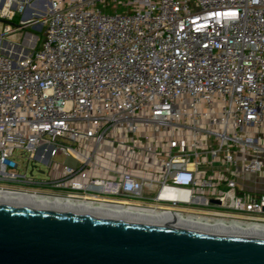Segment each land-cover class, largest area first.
Instances as JSON below:
<instances>
[{"label": "built area", "instance_id": "obj_1", "mask_svg": "<svg viewBox=\"0 0 264 264\" xmlns=\"http://www.w3.org/2000/svg\"><path fill=\"white\" fill-rule=\"evenodd\" d=\"M0 1V194L264 234V0Z\"/></svg>", "mask_w": 264, "mask_h": 264}, {"label": "water", "instance_id": "obj_2", "mask_svg": "<svg viewBox=\"0 0 264 264\" xmlns=\"http://www.w3.org/2000/svg\"><path fill=\"white\" fill-rule=\"evenodd\" d=\"M0 264H264V239L0 205Z\"/></svg>", "mask_w": 264, "mask_h": 264}, {"label": "bare ground", "instance_id": "obj_3", "mask_svg": "<svg viewBox=\"0 0 264 264\" xmlns=\"http://www.w3.org/2000/svg\"><path fill=\"white\" fill-rule=\"evenodd\" d=\"M1 2V1H0ZM22 55V54H21ZM0 205H8L14 207H31L46 210H56L63 212H76L79 214L94 215L102 218L110 219H134L141 221L143 223L159 224V225H170L178 228H200L205 230H212L215 232L231 234L238 237L264 239V234L254 231L239 230L232 227L223 226H212V227H198L188 220H183L175 217H159L151 215H138L129 212H119V211H107L100 209L87 210L84 206H72L69 204L60 203H50L44 201H37L31 198H25L21 196L0 194Z\"/></svg>", "mask_w": 264, "mask_h": 264}, {"label": "rangeland", "instance_id": "obj_4", "mask_svg": "<svg viewBox=\"0 0 264 264\" xmlns=\"http://www.w3.org/2000/svg\"><path fill=\"white\" fill-rule=\"evenodd\" d=\"M42 5L46 9V2H43ZM30 13L32 12L30 11L29 14ZM44 14L45 11H43V14L41 15H34L31 19V24L27 25L26 29L23 31L4 34L0 38V51L9 54L10 56H12V54L13 56H19L22 54L23 58L29 56L32 46L34 45V47H39L43 40L46 29ZM20 18V13L16 12V15L11 23L17 24ZM38 25L41 26L37 27ZM26 33L31 36H26Z\"/></svg>", "mask_w": 264, "mask_h": 264}, {"label": "crops", "instance_id": "obj_5", "mask_svg": "<svg viewBox=\"0 0 264 264\" xmlns=\"http://www.w3.org/2000/svg\"><path fill=\"white\" fill-rule=\"evenodd\" d=\"M30 11H31L30 9L27 10V13H26V14H27V17H26V19H32V17H33V16H30V17L28 16V15H31V13L29 14ZM31 22H32V20H31L30 22H28V24L24 25V27L22 28V31L25 30L26 27H27V25H30ZM26 36L29 37V36H31V35H29L28 33H26Z\"/></svg>", "mask_w": 264, "mask_h": 264}]
</instances>
